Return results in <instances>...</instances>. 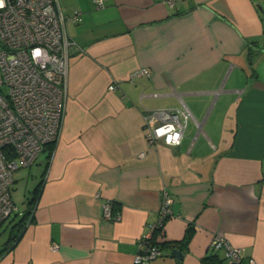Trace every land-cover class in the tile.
I'll return each instance as SVG.
<instances>
[{"label":"crops","instance_id":"1","mask_svg":"<svg viewBox=\"0 0 264 264\" xmlns=\"http://www.w3.org/2000/svg\"><path fill=\"white\" fill-rule=\"evenodd\" d=\"M58 6L75 43L61 135L33 165L27 224L0 264H133L163 190L173 215L150 264H203L218 234L264 264V0ZM182 106L180 144L150 145L145 115Z\"/></svg>","mask_w":264,"mask_h":264},{"label":"built area","instance_id":"2","mask_svg":"<svg viewBox=\"0 0 264 264\" xmlns=\"http://www.w3.org/2000/svg\"><path fill=\"white\" fill-rule=\"evenodd\" d=\"M92 1L97 9L106 2ZM177 1L181 0H163L168 8H173ZM3 5L0 7V222L16 212L10 192L14 173L31 167L45 145L55 146L60 139L70 48L75 45L67 35V19L60 12L58 0H3ZM70 19L79 22L80 13L76 11ZM35 49L41 51L34 59ZM115 87L110 84L108 90ZM192 118L185 106L151 110L143 121L146 141L150 145L162 141L177 146ZM177 132L178 144L165 142ZM160 198L156 220L141 239L133 264H150L160 254L153 237L164 232L166 221L173 215L168 192L163 190ZM113 218L118 219L119 215ZM57 248V244H52L53 251ZM209 248L212 253L223 250L227 264H244L243 249L234 247L222 235H215ZM248 264H253V260Z\"/></svg>","mask_w":264,"mask_h":264},{"label":"rangeland","instance_id":"3","mask_svg":"<svg viewBox=\"0 0 264 264\" xmlns=\"http://www.w3.org/2000/svg\"><path fill=\"white\" fill-rule=\"evenodd\" d=\"M46 155V150H43L38 161L45 159ZM35 167L36 165L33 166L31 170V167L20 168L13 175L14 182L11 185L10 192L11 199L17 211L13 213L8 219H6L0 228V234L2 236L0 242H3V240L5 241L7 238L10 226L19 218V212L22 213L23 210H25L28 206V202L32 197V190L38 182V180H36L38 177L36 178L37 175L33 172Z\"/></svg>","mask_w":264,"mask_h":264},{"label":"trees","instance_id":"4","mask_svg":"<svg viewBox=\"0 0 264 264\" xmlns=\"http://www.w3.org/2000/svg\"><path fill=\"white\" fill-rule=\"evenodd\" d=\"M53 147H54L53 144H47V145H45L43 147V150H45V149L51 150ZM43 150H42V152H43ZM27 212L24 215H22L20 218H18V220H16V222H14L11 225V227H10V235H9V240H8L9 242L16 241V239L18 238L19 234L25 228V226L27 224L26 221H27L28 214H29ZM3 223H4V221L0 222V228L2 227ZM190 237H191V231H188L186 233V236H185L184 240L181 242V244H184V245L187 244L189 242ZM202 263L203 264H222V261L218 258V256L215 253H211L209 256L204 257L202 259Z\"/></svg>","mask_w":264,"mask_h":264},{"label":"clouds","instance_id":"5","mask_svg":"<svg viewBox=\"0 0 264 264\" xmlns=\"http://www.w3.org/2000/svg\"><path fill=\"white\" fill-rule=\"evenodd\" d=\"M3 6H4L3 5V0H0V7H3ZM33 51H34V59H35L36 56H39L41 50L35 49ZM165 142L166 143H173L174 142V143L178 144L180 142V134L178 132L175 133L172 137L167 139Z\"/></svg>","mask_w":264,"mask_h":264},{"label":"water","instance_id":"6","mask_svg":"<svg viewBox=\"0 0 264 264\" xmlns=\"http://www.w3.org/2000/svg\"><path fill=\"white\" fill-rule=\"evenodd\" d=\"M172 254H173V256H174L176 259H178V260H181V259H182V254H181L180 252H178L177 249H173V250H172Z\"/></svg>","mask_w":264,"mask_h":264}]
</instances>
